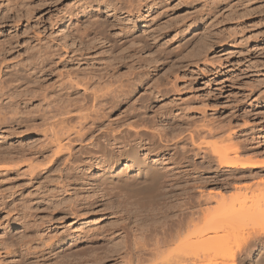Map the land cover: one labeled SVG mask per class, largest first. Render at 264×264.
I'll return each mask as SVG.
<instances>
[{
  "label": "rangeland",
  "instance_id": "1",
  "mask_svg": "<svg viewBox=\"0 0 264 264\" xmlns=\"http://www.w3.org/2000/svg\"><path fill=\"white\" fill-rule=\"evenodd\" d=\"M111 77L144 83L94 117L54 125L84 99L81 84ZM134 121L164 137L149 160L166 176L169 205L184 190L219 193L210 210L248 187V204H264V0H0V264H125L124 224L151 245L161 237L173 209L149 215L155 206L104 196L84 143L54 155V132L80 131L88 144L93 129ZM133 144L147 154L145 140ZM69 154L81 163L65 170ZM221 154L261 165L227 168ZM238 238L218 255L237 251ZM162 257L147 264L175 262V246Z\"/></svg>",
  "mask_w": 264,
  "mask_h": 264
},
{
  "label": "bare ground",
  "instance_id": "2",
  "mask_svg": "<svg viewBox=\"0 0 264 264\" xmlns=\"http://www.w3.org/2000/svg\"><path fill=\"white\" fill-rule=\"evenodd\" d=\"M143 44L147 46V41L143 42ZM182 47L177 52L181 53ZM143 83L144 81L137 77L126 81L111 77L110 79L102 78L100 82H84L81 84L85 88L84 99L75 105L74 108L70 105L63 107L54 125L66 124L73 118L72 113L74 112L78 113L79 116L81 115L80 118L84 117V115H87L86 117H94L97 112L104 110L108 104L110 105V100H117V103H121V99L125 100L128 98L130 93ZM156 88L159 89V86L157 85ZM149 128L145 121H134L117 128L106 127L103 130L95 128L91 131L88 144L86 139L83 140L80 131L75 132L65 140L59 137L60 131L59 133L54 132L52 135L57 149L55 156L65 149H71L74 143L85 144L82 146L83 154L92 157V160L84 161L83 163L89 169H93L96 165L99 166V172L91 175L90 178L104 196H122L127 205H137L139 210L145 209L150 205L155 206L152 209L149 208L151 212L150 210L148 213L146 212L149 215H163L168 218L170 208L174 210L173 217L176 220L172 221L167 230L161 231V237L157 238L153 245L147 242V237L145 233L143 234V229L139 225H136L132 236L129 233L130 225L124 224L122 230L126 241L128 240L124 242L125 257L127 258L124 259L127 260L125 264H147L150 263L151 259L160 260L162 255L173 246H175V251L178 253V260L173 263H164L161 260V263L207 264L209 262L211 264V260H221L222 258L223 261V258H227L228 261L229 259L232 261H229L231 264H264V204L259 203L258 200H261L260 198L255 203L256 205L252 204L254 207L248 204L250 201L253 202L255 196H251L253 188H251V191L249 187L244 192L238 191L239 193L236 192L232 195L233 197L229 195L231 197L229 199L224 197L227 200L222 199L223 201L221 200L219 204L217 203V206H213L210 210L207 209L206 204L214 199L217 201L219 193L213 196L201 192L190 193L184 190L182 202L176 205H169L165 200L166 195L162 193L166 186V176L157 167L156 161L149 160L150 154L165 148L162 141L164 137L155 134ZM141 139L145 140L149 145L145 149L147 151L145 156L141 155L139 146L133 144L134 141ZM111 142H115L121 148L118 153L111 149ZM68 156L69 159L66 161L65 170L66 168L71 170L77 162H80L79 159L74 157L75 155L69 154ZM226 156L219 155V160L227 168L255 169L261 165L251 161L242 162L244 160L231 161L230 159L228 160V156L226 159ZM93 159H96L95 163L92 162ZM83 175L86 174L84 173ZM260 189L263 188L260 187ZM162 196L163 199L159 200ZM256 199H254V202ZM262 200L264 202L263 196ZM72 212L75 214L77 208L73 209ZM136 216H140V211H138ZM257 216L258 218L261 217V220ZM255 218L260 223L256 224ZM253 222L259 227L255 225V228L252 227L249 231V225ZM246 229L249 232L245 231ZM244 231L247 233L246 235H242V233H245ZM236 237L242 239L239 241L240 238H238L237 244L238 242L240 243L237 245V251L231 252L232 250L229 247L227 253L229 251V253L231 252L230 254H225L224 257L222 254V256L218 255L220 251L223 252L225 247L230 246L231 242L235 241L233 243H236ZM130 238H133L132 241H129ZM129 242L130 244H128ZM141 243L142 246H140ZM227 255L229 257H226Z\"/></svg>",
  "mask_w": 264,
  "mask_h": 264
}]
</instances>
